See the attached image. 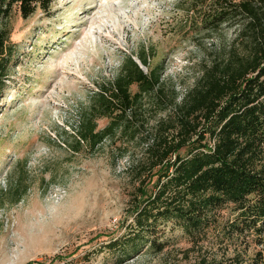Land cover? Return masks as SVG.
Returning a JSON list of instances; mask_svg holds the SVG:
<instances>
[{
  "label": "rangeland",
  "instance_id": "obj_1",
  "mask_svg": "<svg viewBox=\"0 0 264 264\" xmlns=\"http://www.w3.org/2000/svg\"><path fill=\"white\" fill-rule=\"evenodd\" d=\"M182 1L51 0L27 18L12 10L4 23L12 61L0 91V264H194L179 230L163 251L118 263L105 246L129 222L127 156L108 140L76 153L64 144L97 84L126 56L144 49L168 92L183 94L233 40L225 24L198 32L200 16ZM163 114L150 113L149 126ZM107 123L98 119L97 130ZM19 176L25 193L14 202Z\"/></svg>",
  "mask_w": 264,
  "mask_h": 264
},
{
  "label": "trees",
  "instance_id": "obj_2",
  "mask_svg": "<svg viewBox=\"0 0 264 264\" xmlns=\"http://www.w3.org/2000/svg\"><path fill=\"white\" fill-rule=\"evenodd\" d=\"M50 3L0 0V91L12 61L5 21L13 9L27 18ZM182 5L200 16L198 32L225 24L235 37L183 94L168 92L162 67L149 69L144 49L126 56L112 79L97 84L64 144L76 153L108 140L127 156L129 222L105 246L118 263L163 251L179 230L194 264H264V0ZM152 112L164 114L149 126ZM101 118L108 123L97 130ZM21 181L14 202L25 193Z\"/></svg>",
  "mask_w": 264,
  "mask_h": 264
}]
</instances>
